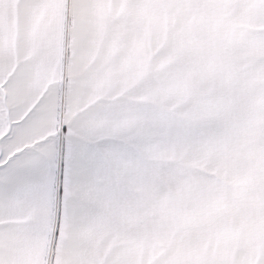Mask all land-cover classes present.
Here are the masks:
<instances>
[{
	"label": "snow or ice",
	"instance_id": "obj_1",
	"mask_svg": "<svg viewBox=\"0 0 264 264\" xmlns=\"http://www.w3.org/2000/svg\"><path fill=\"white\" fill-rule=\"evenodd\" d=\"M226 8L260 12L264 0H0V264H264V222L230 254L198 242L193 217L145 239L138 209L156 180L149 157L163 149L179 166L186 144L202 156L212 141L199 145L191 122L169 137L167 116L124 131V97L98 91L102 14L119 22ZM57 98L67 110L53 120ZM252 134L250 181L264 208V124ZM109 238L130 243L121 250Z\"/></svg>",
	"mask_w": 264,
	"mask_h": 264
},
{
	"label": "clouds",
	"instance_id": "obj_2",
	"mask_svg": "<svg viewBox=\"0 0 264 264\" xmlns=\"http://www.w3.org/2000/svg\"><path fill=\"white\" fill-rule=\"evenodd\" d=\"M102 19L98 91L124 97L122 129L131 132L167 116L169 137L180 122H191L201 126L199 145L212 141L202 156L186 144L179 166L177 155L163 149L149 157V175L156 180L138 209L145 239L154 229L164 233L176 220L193 217L195 239L230 254L264 222L250 181L259 150L252 133L264 124V11L188 9L176 19L154 12L119 22L104 14ZM66 110L57 98L52 119H62ZM112 123L105 121L100 134H108ZM109 243L126 250L130 241Z\"/></svg>",
	"mask_w": 264,
	"mask_h": 264
},
{
	"label": "crops",
	"instance_id": "obj_3",
	"mask_svg": "<svg viewBox=\"0 0 264 264\" xmlns=\"http://www.w3.org/2000/svg\"><path fill=\"white\" fill-rule=\"evenodd\" d=\"M61 167H62V161H61ZM61 174H62V172H61Z\"/></svg>",
	"mask_w": 264,
	"mask_h": 264
}]
</instances>
